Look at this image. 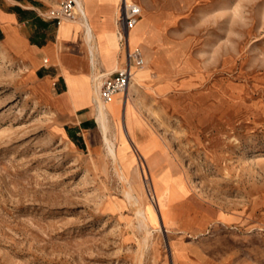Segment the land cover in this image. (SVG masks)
Returning a JSON list of instances; mask_svg holds the SVG:
<instances>
[{
  "label": "rangeland",
  "instance_id": "rangeland-1",
  "mask_svg": "<svg viewBox=\"0 0 264 264\" xmlns=\"http://www.w3.org/2000/svg\"><path fill=\"white\" fill-rule=\"evenodd\" d=\"M129 1L130 45L147 41L144 9L160 42L141 48L107 140L66 138L0 55V264H176L229 246L264 264V0Z\"/></svg>",
  "mask_w": 264,
  "mask_h": 264
},
{
  "label": "crops",
  "instance_id": "crops-1",
  "mask_svg": "<svg viewBox=\"0 0 264 264\" xmlns=\"http://www.w3.org/2000/svg\"><path fill=\"white\" fill-rule=\"evenodd\" d=\"M55 2L0 0V55L24 69L30 91L49 106L63 135L71 139L70 134L85 144V134L91 138L94 132L90 130L98 129L93 77L104 74L102 80L124 61L119 43L115 47L105 45L114 38L118 0H80L85 14L79 9L72 20L49 17L59 0ZM144 10L152 22L145 28L147 41L134 44L140 49L160 42L161 26L153 13ZM117 97L113 96L114 102ZM119 121H126L122 104L115 113H108L107 134L111 131L114 137ZM135 137L152 139L138 136L136 128ZM127 139L132 141L130 134ZM245 254L234 246L220 252L199 247L184 248L175 258L176 264H248Z\"/></svg>",
  "mask_w": 264,
  "mask_h": 264
},
{
  "label": "built area",
  "instance_id": "built-area-1",
  "mask_svg": "<svg viewBox=\"0 0 264 264\" xmlns=\"http://www.w3.org/2000/svg\"><path fill=\"white\" fill-rule=\"evenodd\" d=\"M79 12L77 0H61L49 17L56 20H72ZM141 15L140 6L128 0H119L116 16V33L119 46L124 53L123 63L113 72L105 76L99 87V95L103 101H109L116 94L127 91L133 74V67L139 68L145 64L144 55L139 47L128 46L127 35Z\"/></svg>",
  "mask_w": 264,
  "mask_h": 264
},
{
  "label": "bare ground",
  "instance_id": "bare-ground-1",
  "mask_svg": "<svg viewBox=\"0 0 264 264\" xmlns=\"http://www.w3.org/2000/svg\"><path fill=\"white\" fill-rule=\"evenodd\" d=\"M129 1V0H128ZM77 5L78 8L81 10V12L83 13V6L80 3V0H77ZM134 26L130 28L128 35H127V41H128V46L130 48H133L134 46L130 45L129 40L131 39H136L139 40L140 34L138 32H136V30L134 29ZM87 27V26H86ZM88 28V27H87ZM89 29V28H88ZM90 35V34H89ZM88 37V36H87ZM118 38V36H117ZM118 43V42H117ZM106 45V44H105ZM107 46V45H106ZM101 47V46H100ZM115 67V66H114ZM142 67V66H141ZM141 67L137 68L135 71H137L138 69H140ZM118 68V66H116L114 69L116 70ZM134 71V72H135ZM134 72L132 74L131 80L129 82L128 85V89L125 93L120 94L122 101L124 103L125 99H127L129 97V95L131 94V91L133 90V86L135 85L136 82L140 81L138 79V77L136 75H134ZM92 79V78H91ZM101 84V80H100V76L99 75H95L93 77V93H94V97H95V104H94V108H95V112H96V120L98 122V129L100 132V137L104 140H107V119H108V113H112V110L114 109L113 106H115V103L118 101L119 97L116 98L115 102L113 101V97L110 99L111 100V104H107L106 102L108 101H103L99 95V87ZM71 94V93H70ZM74 96V95H73ZM85 98V97H84ZM73 99V98H72ZM94 100V99H93ZM109 100V101H110ZM83 101V100H82ZM75 102V101H74ZM92 102V101H91ZM76 105V104H75ZM123 108V107H122ZM90 131H94L90 130ZM91 133V132H90ZM92 134V133H91ZM93 135V134H92ZM91 136V135H90ZM93 138V137H92ZM95 138V137H94ZM85 140L87 144H90L91 142V138L85 134ZM95 141V140H94ZM98 142V141H97ZM108 143V142H107ZM110 144V143H109ZM112 146V145H110ZM114 146V145H113Z\"/></svg>",
  "mask_w": 264,
  "mask_h": 264
},
{
  "label": "trees",
  "instance_id": "trees-1",
  "mask_svg": "<svg viewBox=\"0 0 264 264\" xmlns=\"http://www.w3.org/2000/svg\"><path fill=\"white\" fill-rule=\"evenodd\" d=\"M69 137L71 138V140H76L72 135L69 134Z\"/></svg>",
  "mask_w": 264,
  "mask_h": 264
}]
</instances>
